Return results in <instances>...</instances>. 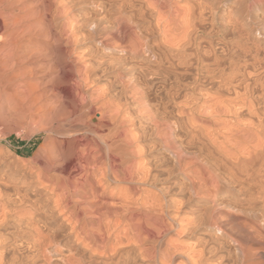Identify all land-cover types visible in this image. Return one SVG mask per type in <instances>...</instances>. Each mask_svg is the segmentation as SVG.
<instances>
[{"label": "bare ground", "instance_id": "1", "mask_svg": "<svg viewBox=\"0 0 264 264\" xmlns=\"http://www.w3.org/2000/svg\"><path fill=\"white\" fill-rule=\"evenodd\" d=\"M218 3L0 0V120L7 106L46 135L28 161L33 194L0 191V230L21 213L0 264H264V0L221 9L234 32L216 49ZM136 123L163 135L173 167L199 168L203 185L188 186L206 209L187 234L207 231L187 250L156 235L167 224L152 198L134 208L135 192L133 205L108 193L151 173Z\"/></svg>", "mask_w": 264, "mask_h": 264}, {"label": "rangeland", "instance_id": "2", "mask_svg": "<svg viewBox=\"0 0 264 264\" xmlns=\"http://www.w3.org/2000/svg\"><path fill=\"white\" fill-rule=\"evenodd\" d=\"M230 1H232V2H230ZM241 1L242 0H235V1L234 0H225V1H223V0L222 1L221 0H212V1L209 0V3H211V4L219 2L218 6L220 7V9L218 11L219 14L218 13L216 14L215 27H213L216 30L213 31L214 30L213 28H211L210 26L207 27L208 28L207 32H209V29L210 30L212 29V30L210 33H208V35H211V36H207L206 40L209 43H211L212 46H214V48L219 49V46L221 43L229 42L230 40L229 41H227V40L230 39V37H232V34H233L232 32H234L233 28H232L233 31H231L232 30V29H230L231 26L229 28L227 27V26H229L227 24H228L230 19L229 20L226 19L229 17H227V15H225L222 10L225 9V7H228L230 5L231 6L234 5V7H235L234 12H237V11L245 12L246 11V7H245L246 4L241 3ZM235 2L237 3V5ZM243 5H245V6H243ZM221 12H222V14H221ZM246 13L247 12H245V14ZM235 17L236 16H233L234 21L237 20V17L236 18ZM220 18H221V20H220ZM227 20H228V22H227ZM222 21H224V22H222ZM224 23L227 26L224 25ZM220 24H221V26H220ZM229 34H231V36ZM223 39H225V40H223ZM217 44H219V45H217ZM189 78H190V76H186V79L189 80ZM153 95H155L154 91H153V93H151V96H152L151 98L154 97ZM132 101L133 100H131V102ZM177 101H180V100H177ZM133 103H135V102H132V104ZM172 106H175V105L172 104ZM7 108L8 107L6 106L5 108H3L1 110V112L4 115L6 113V115L3 118V122H2V120H0V160H2V164H1V168H0V191L12 199H17L19 196L24 195V194L31 193L30 195H32L33 191L36 189V186L38 185L37 183H34V182H36L35 179L34 180L32 178L28 179L30 177L29 176L30 172H28V171H30V169H31V166L30 167L28 166V161H29V159L32 160L34 158L33 156L36 152H39V150L43 144V140H44L43 138H45L46 135L44 133H36L37 128L30 127V129H29V127H28V129H29L28 130L27 126L21 127V126L16 125V122H17L16 119L7 116L8 115L7 111L9 110V109L7 110ZM133 114L134 113L132 112V115ZM143 124L144 123H141V124L136 123L137 129L135 130V132L137 131L136 133L138 135H136L134 133L135 137H137V138L135 139V137H134L133 139L136 140L137 142L134 140H133V142L135 143V145L136 144L138 145L137 149L141 148V149H139V151L143 152V153L141 152L142 153L141 156H143L142 157L143 162H145V161L150 162L152 160L151 164L146 163V164H148V166L151 165V167L150 166L148 167L150 169L151 173L146 172V174H148V175H145V176L143 175V178H142L143 180H141V183L134 182L133 184L132 183L130 184L128 182L116 183L114 181H111L112 184L110 183L111 188L109 189L110 191H108V193L110 196L113 194L114 196H116V198L121 197L122 200L123 199L128 200L130 198L128 201H129V203L132 202L131 203L132 205H133L134 198H135L136 202L141 201V202L136 203L137 205H133L134 208H137L139 205L142 206V201H148L149 198L150 199L152 198L151 200L150 199L149 200L152 202L155 201L154 206L156 208H158V210L159 209L161 210V211L160 210L157 211L158 214L159 215L164 214L163 216L160 215V217L167 224L165 231L160 233V230H158L155 232L156 235L159 237L161 236V242H166L169 239H173V240L177 241L178 243H180L185 248V250H187L190 247L194 246L196 243H198L201 239H203L204 238L203 235H205L204 232L207 231L206 228L201 227L200 232L197 235H195V237L187 234L188 230L190 228H192V226H193L192 225L193 221H190V220L197 218L195 216H198L199 214L202 215L203 213H205L204 211L206 209L205 208L206 207L205 206V202H206L205 197L203 199L202 195H200L201 197L195 195L192 192V190L190 191V189H191V188L189 189L190 186H188L189 180H187V178L190 180H191V178H192V180L194 179V181H196V183L201 182V180H199V175H200V171H198L199 168H198V166H195V165L190 166L188 169H185L188 166L183 167L181 170L173 167L174 166L173 162L171 160H169V157H167L168 156L167 153L163 150V142H164L163 135L160 133V134H158L159 135L158 136L156 134L157 132L156 133L153 132V130H155V128L152 125H149V127H148V125H146V124L143 125ZM16 126H17V128H16ZM24 127H25V129H24ZM141 127H143V128L146 127V128H144V130H143ZM33 129H35V130H33ZM146 129H147V131H146ZM151 129H153V130H151ZM31 130L34 131V133ZM143 133H144V135H143ZM161 135H162V137H161ZM138 138H139V141H138ZM33 141H36V149L29 156L22 155L21 152H23L24 149L26 147H28L30 145V143ZM26 154H28V152H26ZM39 154L40 155L37 156L36 163H40L44 157L43 152H39ZM144 155L146 156V158ZM38 157H40V159ZM156 158H157V160H156ZM162 161H164V162L167 161V162H165L167 164V166ZM154 162H156L155 165L153 164ZM158 165L160 167H158ZM161 165H163V166H161ZM154 169H156V170L154 171ZM151 170H153V171H151ZM184 171H186V172H184ZM196 171H198V172H196ZM195 172L198 174H196ZM185 173H186V175H185ZM151 175L155 179H152ZM145 177H147V178H145ZM145 179H147L148 181L147 180L145 181ZM150 179L152 180V182L150 181ZM200 179H201V176H200ZM143 181H145V182L142 183ZM31 182L33 184H31ZM200 185H203L202 182H201V184L199 183V185H197V186L200 187ZM129 186L130 187L132 186V187L128 188ZM132 188H134V190ZM137 188L139 191L137 190ZM119 189H120V191H119ZM136 190H137L138 194L136 193ZM134 192H135V196H133L134 198H132V195L134 194ZM9 193H11V194H9ZM128 194H131V195H128ZM140 194L142 197L140 196ZM127 195L129 198L127 197ZM137 195H139L140 197H138ZM136 196L138 198H136ZM196 196L199 198H196ZM146 198H147V200H146ZM131 199H133V200L131 201ZM197 199H199V200H197ZM158 200L163 201L164 203L163 202L159 203ZM155 203L158 205L156 206ZM131 204H129V205H131ZM159 204H160V206H159ZM161 204L163 205V207H161L162 206ZM132 205H131V207H132ZM199 211H202V212H199ZM175 217H177L178 219ZM19 219H21V213L20 212H12L10 214V217L7 221L6 226L0 230V239H3L2 241H5V243H8V244L11 243V245H12V243L15 244L17 242L18 237H17L16 231L18 228L17 222ZM179 221L182 222L181 226L178 224ZM189 222H191V223H189ZM148 229L150 231H152L151 227H149ZM182 231H185V232H182ZM59 236H60L59 238H61L60 240L63 242V244H66L67 246H75L76 243H78L77 239H75V235H69L68 230H65V232L62 234H59Z\"/></svg>", "mask_w": 264, "mask_h": 264}, {"label": "trees", "instance_id": "3", "mask_svg": "<svg viewBox=\"0 0 264 264\" xmlns=\"http://www.w3.org/2000/svg\"><path fill=\"white\" fill-rule=\"evenodd\" d=\"M35 149H36V141H33L21 153H22V155L29 156ZM26 152H28V154H26Z\"/></svg>", "mask_w": 264, "mask_h": 264}]
</instances>
